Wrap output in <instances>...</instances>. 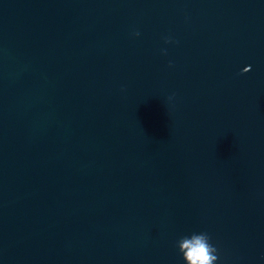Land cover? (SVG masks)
Segmentation results:
<instances>
[{"label":"water","instance_id":"95a60500","mask_svg":"<svg viewBox=\"0 0 264 264\" xmlns=\"http://www.w3.org/2000/svg\"><path fill=\"white\" fill-rule=\"evenodd\" d=\"M200 232L264 264V0H0V264Z\"/></svg>","mask_w":264,"mask_h":264},{"label":"clouds","instance_id":"9594fccd","mask_svg":"<svg viewBox=\"0 0 264 264\" xmlns=\"http://www.w3.org/2000/svg\"><path fill=\"white\" fill-rule=\"evenodd\" d=\"M165 42L170 41L166 38ZM177 246L183 254L185 264H217L219 259L218 249L211 243V237L207 232L182 236L177 241Z\"/></svg>","mask_w":264,"mask_h":264}]
</instances>
